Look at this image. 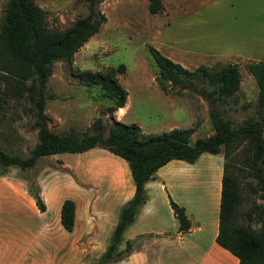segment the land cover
I'll return each instance as SVG.
<instances>
[{
  "label": "trees",
  "instance_id": "trees-1",
  "mask_svg": "<svg viewBox=\"0 0 264 264\" xmlns=\"http://www.w3.org/2000/svg\"><path fill=\"white\" fill-rule=\"evenodd\" d=\"M86 12L63 28L49 26L45 10L34 0H6L0 15V112L5 103L23 101L24 111L35 129L36 141L26 156L8 152L0 146V175L10 167L24 172L26 189L39 210L44 203L39 187L26 175L38 157L57 152H78L100 146L122 157L134 184L133 194L120 206L118 217L102 253L90 264H113L130 249L126 241L118 248L124 228L133 221L145 199L144 183L154 177L156 169L177 158L194 161L201 152L222 154L216 242L237 257L238 264L264 263V56L245 63L253 76L257 92L254 102L241 106L250 112L235 126L222 113V105L236 101L240 84L237 62L212 67L199 63L192 69L172 60L147 44L157 66L156 83L162 91L169 86L189 88L207 103L211 133L191 138L193 126L171 127L159 132H144L135 122L124 123L112 112L126 100V89L118 80L125 70L123 63L104 69L77 68L74 73L86 85H97L101 96L110 103L104 108L108 121L97 115L83 130L68 128L55 131L48 126L44 108L52 94L46 82L55 60L70 62L74 52L106 20L99 0H81ZM162 0H146L150 13L162 8ZM169 205L185 231L189 220L184 208L169 197ZM74 202L64 198L60 205L61 225H73Z\"/></svg>",
  "mask_w": 264,
  "mask_h": 264
},
{
  "label": "crops",
  "instance_id": "crops-1",
  "mask_svg": "<svg viewBox=\"0 0 264 264\" xmlns=\"http://www.w3.org/2000/svg\"><path fill=\"white\" fill-rule=\"evenodd\" d=\"M193 6L181 10V21L197 24L202 32L193 41L169 32L175 20L168 21L155 46L164 55L180 63L176 57L182 53L218 63L264 56V0H194ZM125 108L126 100L112 116L121 120ZM42 157L58 165H43L37 173L43 210L23 180L0 175L6 181L0 184V264H90L105 249L120 206L133 194L128 165L100 146L43 155L36 162L45 161ZM221 166V152H201L192 162L173 158L159 166L144 183L146 196L135 218L122 231L118 248L129 241L130 249L113 264H238L215 240ZM169 197L184 208L185 231L178 230ZM64 198L74 202L70 230L59 219Z\"/></svg>",
  "mask_w": 264,
  "mask_h": 264
},
{
  "label": "rangeland",
  "instance_id": "rangeland-1",
  "mask_svg": "<svg viewBox=\"0 0 264 264\" xmlns=\"http://www.w3.org/2000/svg\"><path fill=\"white\" fill-rule=\"evenodd\" d=\"M5 1L0 0V15ZM34 1L45 10L47 24L58 28L65 27L86 12L85 3L81 0ZM193 3L194 0H162L160 11L150 13L146 0H99L98 6L106 20L74 52L70 62L55 60L52 63V72L46 82L47 92L52 94L45 104L48 126L55 131L68 128L83 130L94 116L101 115L108 121L104 108L110 103L109 99L101 96L97 85H86L80 81L74 71L77 68L104 69L123 63L125 70L117 77L126 89L127 96L126 108L120 121L135 122L144 132H159L174 126L187 127L191 118L190 126H193L194 131L192 136L210 133L206 100L189 88L169 86V83L168 89L162 91L155 80L157 66L146 47L147 44L159 45L167 22L171 20L175 21L169 26V32H180L195 41L202 30L197 24L190 25L181 21L180 13L181 10L194 8ZM176 59L190 69L204 62L212 67L219 64L196 53H182ZM246 62H238L240 84L236 101L229 99L222 105L223 115L233 126L252 108H244L241 103L249 101L252 104L257 92L256 82L246 69ZM24 104L22 100H9L0 112V146L21 156L27 155L37 139L35 129L30 127V119L24 111ZM42 158L45 161H38L39 164L36 162L26 174L36 187V176L43 165L52 163V167L58 166L53 164L54 160ZM23 174L18 168L10 167L3 176L6 179L23 180L26 188ZM2 179L0 177V184L6 182Z\"/></svg>",
  "mask_w": 264,
  "mask_h": 264
}]
</instances>
